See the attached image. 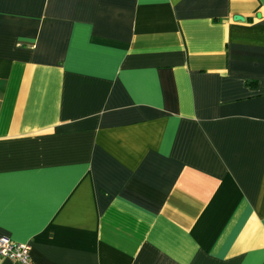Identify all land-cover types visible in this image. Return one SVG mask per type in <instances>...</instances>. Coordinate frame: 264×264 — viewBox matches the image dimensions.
<instances>
[{
	"label": "crops",
	"instance_id": "obj_1",
	"mask_svg": "<svg viewBox=\"0 0 264 264\" xmlns=\"http://www.w3.org/2000/svg\"><path fill=\"white\" fill-rule=\"evenodd\" d=\"M1 236L264 264V0H0Z\"/></svg>",
	"mask_w": 264,
	"mask_h": 264
},
{
	"label": "built area",
	"instance_id": "obj_2",
	"mask_svg": "<svg viewBox=\"0 0 264 264\" xmlns=\"http://www.w3.org/2000/svg\"><path fill=\"white\" fill-rule=\"evenodd\" d=\"M30 250L28 243L15 241L8 236L0 237V259L8 258L18 264H34Z\"/></svg>",
	"mask_w": 264,
	"mask_h": 264
},
{
	"label": "water",
	"instance_id": "obj_3",
	"mask_svg": "<svg viewBox=\"0 0 264 264\" xmlns=\"http://www.w3.org/2000/svg\"><path fill=\"white\" fill-rule=\"evenodd\" d=\"M236 18L241 19L242 17L241 16H236Z\"/></svg>",
	"mask_w": 264,
	"mask_h": 264
}]
</instances>
